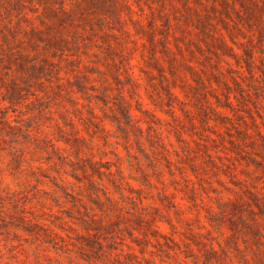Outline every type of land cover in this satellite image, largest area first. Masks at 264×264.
<instances>
[{"label": "rangeland", "instance_id": "374dc122", "mask_svg": "<svg viewBox=\"0 0 264 264\" xmlns=\"http://www.w3.org/2000/svg\"><path fill=\"white\" fill-rule=\"evenodd\" d=\"M243 12L0 0V264H263L264 41Z\"/></svg>", "mask_w": 264, "mask_h": 264}, {"label": "trees", "instance_id": "16d2710c", "mask_svg": "<svg viewBox=\"0 0 264 264\" xmlns=\"http://www.w3.org/2000/svg\"><path fill=\"white\" fill-rule=\"evenodd\" d=\"M238 2L239 3H237L236 0H221V4L224 6L226 11L227 9L231 8L236 13H241V11L243 10L244 11L243 13H246V17L248 18V20L251 19L256 20L259 24L258 25L259 38H261V41L263 42L264 41V0H238ZM237 4H239V6ZM213 7H217V5L214 4ZM130 9L132 11L131 6ZM193 11L197 19L200 21L202 28L207 29L208 25L212 23L211 18H209V14L203 12V10L199 7L193 8ZM211 36L214 37L215 39H218L224 48H231V45L227 42L224 33L220 29L215 30L214 34L211 33ZM229 36L230 39L234 41L232 35L229 34ZM250 41L253 42V37L250 38ZM245 50L248 55V64L250 65V63L254 62L255 60L254 49L252 47H247ZM262 71H264V69H262ZM256 126H257L256 129L257 135L264 142V131L261 129L259 125ZM245 134L246 136H249V133H245ZM262 194H264V191L262 192ZM260 199L261 198L258 196L257 201L260 202ZM238 205H239L238 202L234 203V207L238 208L237 207ZM251 212L254 213L253 211ZM253 220H254L253 230L255 232V244L257 245V248L254 249V254L256 256L255 261L263 262L264 264V226L259 218L253 216ZM207 253L208 254L217 253V250L212 245L208 249ZM209 261H211V259H208L206 257V263Z\"/></svg>", "mask_w": 264, "mask_h": 264}]
</instances>
